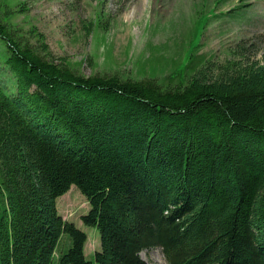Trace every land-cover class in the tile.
Here are the masks:
<instances>
[{"label":"trees","instance_id":"trees-1","mask_svg":"<svg viewBox=\"0 0 264 264\" xmlns=\"http://www.w3.org/2000/svg\"><path fill=\"white\" fill-rule=\"evenodd\" d=\"M12 3L0 0L12 78L0 82V264H147L151 248L167 264H264V56L240 41L232 59L195 55L163 81L83 75L12 27ZM71 184L99 233L94 262L56 207Z\"/></svg>","mask_w":264,"mask_h":264},{"label":"rangeland","instance_id":"rangeland-1","mask_svg":"<svg viewBox=\"0 0 264 264\" xmlns=\"http://www.w3.org/2000/svg\"><path fill=\"white\" fill-rule=\"evenodd\" d=\"M12 2L7 7L12 27L39 52L44 44L47 50L41 54L46 58L67 63L83 75L153 76L163 81L195 55L214 63L232 59L240 41L256 51L251 59L264 56V0ZM11 81L9 74L0 73L1 84L9 86ZM56 207L62 219L85 232V258L93 261L100 242L97 229L80 220L89 209L86 198L71 184L57 197ZM61 239L68 242L66 235ZM67 248L63 245L61 251ZM139 255L147 264H167L160 248Z\"/></svg>","mask_w":264,"mask_h":264}]
</instances>
